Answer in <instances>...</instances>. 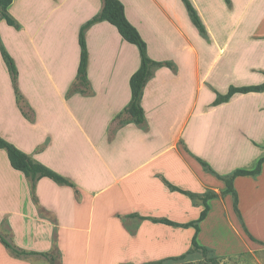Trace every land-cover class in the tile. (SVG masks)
Listing matches in <instances>:
<instances>
[{"label": "crops", "instance_id": "1", "mask_svg": "<svg viewBox=\"0 0 264 264\" xmlns=\"http://www.w3.org/2000/svg\"><path fill=\"white\" fill-rule=\"evenodd\" d=\"M121 1L150 58L174 64L154 68L142 98V124L126 111L141 53L109 21L87 29L89 91L74 89L80 28L101 12L103 0H13L9 11L20 27L0 18L23 96L18 97L0 50L6 92L2 98L0 89V135L77 189L49 177L33 189L0 149V232L30 251L57 246L60 264H144L189 251L195 227L141 218L187 223L192 220H180L181 214L193 209L198 217L204 209L202 201L171 190L162 176L196 193L220 192L209 200L198 234L200 245L214 248L202 242L204 227L214 201L231 194L219 190L226 187L219 175H229L220 167L235 161L230 174L253 169L264 156V91L236 93L214 105L232 86L264 83V0H192L205 26L199 43L182 0ZM166 27L181 39L167 36ZM213 46L219 52L212 58ZM182 139L195 157L181 147ZM234 186L243 231L264 244V163L259 175L238 176ZM0 264L50 262L14 257L0 240Z\"/></svg>", "mask_w": 264, "mask_h": 264}, {"label": "trees", "instance_id": "2", "mask_svg": "<svg viewBox=\"0 0 264 264\" xmlns=\"http://www.w3.org/2000/svg\"><path fill=\"white\" fill-rule=\"evenodd\" d=\"M229 1V0H228ZM13 0H0V18L6 19V21L15 27H20L18 20L10 13L9 6L12 4ZM104 5L100 13L93 16L89 19L85 24H83L80 28L79 32V43L81 47V60L78 69V76L74 82V89L88 92L89 91V82L87 79V68H88V59H89V50L86 40V31L87 29L100 21H109L113 25H115L120 34L130 43H133L138 46L142 63L140 68L133 74L131 78V88H132V99L127 107L126 111L131 115L132 120L136 123L142 124L145 122V112L142 106V98L144 94V89L148 80L153 75V70L155 67L161 66H169L173 67V62L170 61H155L148 55L147 43L143 39L140 31L129 21L126 16L125 6L121 0H103ZM194 22L201 28V30H205L204 25L202 23L201 17L193 4L192 0H184ZM0 50L4 60L6 61L11 77L13 80L14 88L18 94V97L22 99V93L20 92L18 78H19V70L16 64L14 57L9 53L7 48L5 47L1 35H0ZM260 92L264 91V83L259 85H249V86H240L234 87L232 86L228 93L219 94L216 100L214 101V105H218L222 102L229 101L236 93H248V92ZM0 149H5L8 152L9 159L11 161L12 166L15 169L23 171L26 176L30 179L32 188L35 189L38 180L43 177H49L56 181L59 184L69 185L76 189L74 183H72L69 179L57 173L53 169L48 166L34 160L29 154L22 151L12 142L8 141L4 137L0 135ZM188 153L192 156L187 148H185ZM195 157V156H194ZM206 168L212 170L210 164L202 158L196 157ZM264 163V156L261 157L253 169H244L238 168L234 170L231 174L220 176L219 179L225 183V190L223 194L231 193L234 196V208L239 215H241L238 208V192L234 186L235 178L238 176H247L252 175L256 176L262 172V166ZM162 179L166 183V185L173 191H179L190 196L194 201H202L204 204V209L202 210L199 218L189 221L187 223H179L175 222L166 217H153V216H141L142 219H149L153 222H160L169 225H176L181 227H190L193 226L196 228V233L192 239V248L175 258H185L188 254L193 251L202 250V252L207 253V247L200 245L198 241V234L201 230L200 223L205 220L209 214L211 209L209 200L219 197V194L215 191H208L204 194L196 193L187 189H183L178 185L172 183L167 178L162 176ZM77 190V189H76ZM134 216H140L135 214ZM252 239L254 237L250 235ZM0 240L5 245V247L11 252L14 257L28 259L32 256H38L46 258L51 261L53 264H56V258L60 257V251L56 246L54 250L51 252H37L30 251L23 248H20L12 241H10L3 233L0 232ZM256 240V239H254Z\"/></svg>", "mask_w": 264, "mask_h": 264}, {"label": "rangeland", "instance_id": "3", "mask_svg": "<svg viewBox=\"0 0 264 264\" xmlns=\"http://www.w3.org/2000/svg\"><path fill=\"white\" fill-rule=\"evenodd\" d=\"M183 1L184 0H182V5H184V13L187 15V19L189 17L190 21H193L192 23L194 24L195 22L187 9L185 2ZM202 23L204 25L203 20ZM195 27L196 41L199 43V37H201L199 35L200 32H203V30H201V28L197 24ZM214 30L217 31V26H214ZM193 32L194 30L191 29V33ZM165 34L167 36H170L174 40L181 39L176 33V30L169 29L168 27L165 28ZM176 49L177 47H175L174 51ZM152 51L154 52L152 54L156 55L157 50ZM207 51L212 52L211 46H209V49H207ZM218 52V49L213 46V54H211V57L213 58V55H217ZM166 54L168 56H173L174 58L181 60L180 57H176L177 53L176 55H173L172 53L166 52ZM221 62V59L217 60L216 70L221 65ZM0 89L2 90L1 95L3 98L4 94H6L5 81L1 77ZM185 142L186 139H182L181 147H183L184 149L187 148ZM232 162L235 161H231V163L226 165V169L224 167L223 169L220 167L223 173L230 174V172L233 170ZM218 183L225 187V183L222 180L218 181ZM219 190L222 191L223 194V190H221V188H219ZM208 191H215L217 193H220L213 188ZM194 206L196 207L197 205ZM194 212L195 210L193 209L186 210V212L184 214H181L179 218L180 220L184 221L197 219L199 216L195 217L196 215L194 214ZM236 213L237 212H235L233 206V197L231 194L225 195L224 199H218L214 201L211 218L205 225L202 235L203 244L212 247L214 246V248H209L207 253L202 252V250H197L188 254L185 258L165 257L160 260L150 261L144 264H264V244L254 239V241L249 240L248 235L243 231L242 222ZM261 226H264V222L261 223ZM184 239L185 236L182 235L180 237V242L182 243ZM12 242L14 243V241ZM187 245L188 247L191 246V244L188 242ZM235 252L237 253L234 254ZM219 254L223 256H220ZM49 262L50 264H53L51 261ZM56 264H60L59 255L56 258Z\"/></svg>", "mask_w": 264, "mask_h": 264}]
</instances>
